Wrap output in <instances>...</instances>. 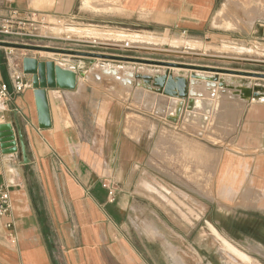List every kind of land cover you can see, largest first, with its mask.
<instances>
[{"label":"crops","instance_id":"crops-1","mask_svg":"<svg viewBox=\"0 0 264 264\" xmlns=\"http://www.w3.org/2000/svg\"><path fill=\"white\" fill-rule=\"evenodd\" d=\"M226 7L227 0H0V18L22 21L30 32L41 23L58 21L106 31L121 27L132 34H181L200 41L217 30H228L214 25L216 14ZM3 51L6 60L0 62V83H10L17 71L23 72L24 57L69 61L72 65L65 68L77 72V81L72 90L47 89L51 125L46 128L40 127L32 76L25 75L24 91L16 92L11 85L9 95L0 98V125L12 124L18 143V150L9 153L0 139V187L9 191L11 203L10 211L0 215V264H163L166 238L174 233L164 219L171 223L181 218L186 225L182 234L189 244L194 206L185 200V207L179 193L159 184L150 169L155 158L146 161L148 150L140 145L141 132L135 141L118 135L120 117L114 110L97 117L84 113L87 84L82 96L74 95L84 74L75 59H65L72 55L49 58L39 51ZM9 55L14 59L8 61ZM248 117L243 145L248 149L264 146V121L252 131L256 117L264 116ZM252 167L255 187L264 190V156ZM133 172L142 173V185ZM109 179L121 183L113 202L102 185ZM252 201L259 206L263 196Z\"/></svg>","mask_w":264,"mask_h":264},{"label":"rangeland","instance_id":"rangeland-1","mask_svg":"<svg viewBox=\"0 0 264 264\" xmlns=\"http://www.w3.org/2000/svg\"><path fill=\"white\" fill-rule=\"evenodd\" d=\"M226 14L229 21L218 27L228 30H217V33H211L200 41L181 34H132L124 32L121 27L106 31L98 26L82 27L58 21L41 23L37 30L31 32L32 35H4L0 38L30 45L264 74V0H227ZM131 28L143 30L146 27ZM31 30L24 31L29 33ZM172 38L181 40V45H172ZM18 50L30 53L24 49ZM39 53L49 58L60 57L42 51ZM72 57L65 59H75L82 73L91 77L87 80L82 75L84 86L87 84L83 97L84 113L97 117V114L112 113L114 110L117 117H120L116 127L118 135L135 141V135L141 132L140 145L148 150L146 161L155 158L154 166L150 169L159 184L179 193L181 204L185 207L188 206L186 201L190 202L189 207L191 204L194 206V230L189 235V244L187 237L182 234L186 231V225L181 218L171 223L164 219V223L174 233L164 241L168 245L164 251L163 264H264V202L259 206L252 203L255 202L252 198L260 195L264 201V190L255 187L252 167L258 157L264 156V146L248 149L241 138L248 115L264 116V78L237 74L224 76L221 75L224 71L216 72V78L224 79L227 83L224 90L226 95L227 90L230 91L228 95L231 98L227 95L229 99L226 102L228 106H222L206 96L194 100L185 97L172 103L158 87L155 75L166 73L173 76L176 73L174 68L182 67L75 55ZM12 58L9 55L8 61ZM54 61L64 63L65 66L72 65L60 59ZM96 64L106 67L108 73L93 69ZM122 64L132 67L129 83L127 80L116 81L112 74L109 75L111 69ZM193 70L178 72L192 77ZM102 72L106 76L101 75ZM107 76L114 81L103 82ZM242 86L259 87L257 93L263 100L254 99L239 114L244 104L238 89ZM256 119L258 124L253 121V132H256L264 117ZM257 137L255 134L254 139ZM133 175L136 181L142 179L140 172H133ZM120 184L117 183L118 186ZM139 184L142 185L141 181ZM230 187L235 190L227 193ZM257 207L260 210H251Z\"/></svg>","mask_w":264,"mask_h":264},{"label":"water","instance_id":"water-1","mask_svg":"<svg viewBox=\"0 0 264 264\" xmlns=\"http://www.w3.org/2000/svg\"><path fill=\"white\" fill-rule=\"evenodd\" d=\"M24 49V50H32V51H42V52H52L54 54H64V55H75V56H83V57H93V58H103V59H117V60H125V61H140L147 64H159L164 66L171 67H182L188 69H201V70H209L215 72H228L237 75H245L256 78H264V74L253 73V72H243V71H233V70H220V69H212L208 67H198L194 65H185V64H175L169 62H159V61H151V60H142L136 58L129 57H121L114 55H105L100 53H92V52H83L77 50H68L61 48H53L39 45H30L23 43H16L11 41L0 40V62L6 60V54L3 50L5 49ZM23 73L25 75L32 76V86L35 89V98L36 104L39 114V123L40 127L46 128L51 125L50 118V108L47 98V89H75L76 81H77V72L69 69L62 68L59 65H56V62L53 60L40 61L34 57H24L23 59ZM172 77L169 76V83L167 84L166 93L170 90H173L174 85L172 82ZM178 86L181 94H184L185 89V78H178ZM18 138L20 141L22 153L24 156V162L28 163L29 159L27 157L26 145L23 141V136L21 132H18ZM0 139L1 146L3 149L10 150L11 152H16L18 150L17 146V136L13 129L12 124H1L0 125Z\"/></svg>","mask_w":264,"mask_h":264},{"label":"bare ground","instance_id":"bare-ground-1","mask_svg":"<svg viewBox=\"0 0 264 264\" xmlns=\"http://www.w3.org/2000/svg\"><path fill=\"white\" fill-rule=\"evenodd\" d=\"M85 4H86V1H85ZM84 4V5H85ZM87 6V5H86ZM108 8H111V7H108ZM113 8H111V10H112ZM116 9V8H115ZM121 10V9H120ZM103 11V10H102ZM229 12V11H228ZM227 12V13H228ZM264 16V15H263ZM229 21V17L227 18V14H226V10H222L220 13H218L217 14V16H216V20H215V24L217 25V26H221L222 24H224V22L226 23V22H228ZM253 23V22H252ZM254 24V23H253ZM228 25V24H227ZM68 30H70V31H74V30H71V28H69ZM103 33V32H102ZM172 40H173V42H171V44L172 45H174V44H176V45H181V40H177V39H173L172 38ZM169 41H171V40H169ZM131 43V42H130ZM148 43V42H147ZM190 43V42H189ZM189 43H186V44H188L189 45ZM192 43V42H191ZM190 43V44H191ZM197 43V42H196ZM199 43V42H198ZM168 44V43H167ZM166 44V45H167ZM183 44V43H182ZM128 45V44H127ZM192 46H194V45H192ZM196 47V46H195ZM49 53H52V52H49ZM60 67H62V68H65L66 66H65V64H58ZM94 65V64H93ZM152 65H154V64H152ZM109 68V67H108ZM93 69H95V70H98V72L99 71H103L105 74H107L108 73V69L106 68V67H104V66H102V65H99V64H96L95 66H94V68ZM175 70H176V73H174V74H172L173 75V77H172V82H173V85H174V88H173V90H170L169 92H167L166 93V86H167V84L169 83V75L168 74H161V75H155V78H156V83H157V85H158V87L161 89V91L166 95V96H168L170 99H171V101H172V103H175L176 101H179V100H181V99H184L185 97L187 98V97H189L191 100L193 99H199V97H202V96H206L207 98H212L216 103H221L222 104V106L223 105H225L226 104V102H227V100L229 99L228 98V96L230 97V95H228L229 94V92H228V90H227V95H226V93H225V91L224 90H226V88H227V83H225L224 82V79H219V78H216V72L215 71H210L209 72V70H201V69H197V70H193V76L192 77H188V76H186L185 74H180L178 71H181V70H183V71H188V68H182V69H180V68H174ZM112 71H111V73L109 74V75H113L114 77H112V78H115V80L117 79V80H120V81H122V82H125L126 80H127V82L129 81L128 80V78L131 76V74L133 73V71H132V67L131 66H129V65H125V64H122V65H119V66H117V67H115L114 69H111ZM103 72H102V74L101 75H103V76H106L105 74H103ZM227 73V74H226ZM98 76L100 75L99 73L97 74ZM221 75H224V76H226V75H231V76H233L232 75V73H228V72H225V73H222ZM84 76H86L87 77V80L89 79V78H91L90 76H88L87 74H84ZM83 76V77H84ZM145 76V75H144ZM185 77V89H184V94H181V92H180V89H179V86H178V78L179 77ZM83 77H80L79 78V86H80V90L79 91H75L74 92V95H79V94H81V92H82V89H83V87H84V84H85V80H84V78ZM99 77H101V76H99ZM99 77H97V78H99ZM107 77H109V76H107ZM106 77V78H107ZM149 77V76H148ZM147 77V78H148ZM142 78H143V76H142ZM104 79H105V77H104ZM103 79V80H104ZM130 79H132V78H130ZM152 79V78H151ZM101 80H102V77H101ZM116 80V81H117ZM114 81V80H113ZM115 81V82H116ZM133 81V80H132ZM139 81V80H138ZM137 81V82H138ZM121 82V83H122ZM171 82V81H170ZM120 83V84H121ZM129 83V82H128ZM152 83V82H151ZM124 84V83H123ZM127 84V83H126ZM126 84L124 85L125 87H126ZM140 84H142V83H140ZM144 84V83H143ZM153 84V83H152ZM128 86V88H130L129 86L130 85H127ZM147 86H149V85H147ZM241 86V85H240ZM127 88V87H126ZM230 88V87H229ZM259 88V87H258ZM258 88H255V87H248V86H242V87H240V88H238L240 91L239 92H241L240 94H241V99H242V101H244L243 103L244 104H242V106H241V109H240V112H239V114H242L244 111H245V108H246V106H247V104L248 103H250V102H252L254 99H261V98H259V96H258V93H257V90H258ZM230 90V89H229ZM234 90V89H233ZM232 91V90H231ZM236 91V90H235ZM124 92V91H123ZM232 93V92H231ZM232 96V95H231ZM231 98V97H230ZM202 99V98H201ZM203 99H206V98H204L203 97ZM237 99V98H236ZM261 100H263V98L261 99ZM202 101V100H201ZM204 101V100H203ZM205 101H207V100H205ZM208 101H211V100H209L208 99ZM264 102V101H263ZM211 103V102H210ZM217 106V105H216ZM221 105H220V107H222ZM226 106H228L227 104H226ZM225 107V106H224ZM228 109H230V108H228ZM224 116V115H223ZM217 117V116H216ZM219 117V116H218ZM228 121V120H227ZM227 128V130H228V127H226ZM130 129H131V127H130ZM244 158V157H243ZM241 167V166H240ZM240 170V169H239ZM248 172V171H247ZM246 175H248V174H246ZM229 177V176H228ZM236 178V177H235ZM215 180V179H214ZM246 181V180H245ZM212 183V182H211ZM220 184V183H219ZM232 184V183H231ZM241 184V183H240ZM209 185V184H208ZM209 187V186H208ZM235 190V188L234 187H230L229 189H228V192L227 193H230L231 191H234ZM212 191V190H211ZM213 192V191H212ZM211 192V193H212ZM226 193V194H227ZM224 194V193H223ZM225 194V195H226ZM228 196V195H227ZM226 196V197H227ZM236 196V195H235ZM224 198H225V196H224ZM234 198V197H233ZM241 254H243L242 252H241Z\"/></svg>","mask_w":264,"mask_h":264},{"label":"built area","instance_id":"built-area-1","mask_svg":"<svg viewBox=\"0 0 264 264\" xmlns=\"http://www.w3.org/2000/svg\"><path fill=\"white\" fill-rule=\"evenodd\" d=\"M24 23L19 21L18 23L12 22V18H6L1 20L0 18V35H32L29 31H24ZM12 85L13 89L16 92H22L27 88L28 84L25 82V74L23 72H16L11 82L0 83V98H5L9 95L10 86ZM103 187L108 190V196L110 202H113L115 199L117 191V182L115 180H104L102 183ZM11 209L9 191L0 187V215H6Z\"/></svg>","mask_w":264,"mask_h":264}]
</instances>
